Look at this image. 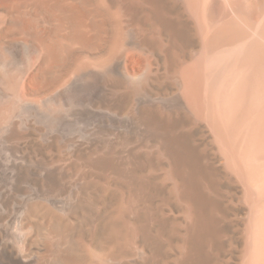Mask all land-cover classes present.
I'll return each instance as SVG.
<instances>
[{
	"label": "bare ground",
	"instance_id": "bare-ground-1",
	"mask_svg": "<svg viewBox=\"0 0 264 264\" xmlns=\"http://www.w3.org/2000/svg\"><path fill=\"white\" fill-rule=\"evenodd\" d=\"M6 1L0 147L59 133L71 169L0 149V264H216L246 202L242 264H264V0Z\"/></svg>",
	"mask_w": 264,
	"mask_h": 264
},
{
	"label": "rangeland",
	"instance_id": "rangeland-1",
	"mask_svg": "<svg viewBox=\"0 0 264 264\" xmlns=\"http://www.w3.org/2000/svg\"><path fill=\"white\" fill-rule=\"evenodd\" d=\"M5 4H8L7 3V1L6 0H0V7H2L3 5H5ZM142 54V53H141ZM141 56H142V58H141ZM145 54H144V56L143 55H140L139 57H138V59L140 60V59H142L141 61H139L138 60V62H140V64L141 65H144L145 64V61H144V59H146L145 58ZM149 56L147 55V58H148ZM150 58V57H149ZM147 60V59H146ZM131 61V60H130ZM130 63V62H129ZM144 63V64H143ZM141 67V66H140ZM30 87H31V89H36V84H35V82H33L32 81V83L30 84ZM115 107V110L117 111V106H114ZM31 128V129H30ZM34 130H33V129ZM37 130V131H36ZM18 129H16L14 132H8L7 134L9 135V139H7V141H6V144H4V146L3 147H0V149L2 150V148H4L3 150H7V151H10L13 155V157H15V156H17V155H20V153H21V155H23V154H25V157L27 158V162L25 163V165L24 166H28V167H31L32 169H33V172L35 173V174H37V175H35V174H33L32 175V178H36V179H38V173L39 172H41L42 171V169H50V167H52V166H55V168H56V170L58 171H64V169H67L66 171H64V173H66V172H68L70 169H71V156H70V154L68 153V152H64L63 153V149L62 148H60V147H58L57 145H56V139L58 138V137H61L60 136V134L58 133V134H55L51 139H49L48 141H45V140H43L42 138H37L39 135H40V133L42 134V129L41 128H39V127H32V126H30L28 129H20L18 132ZM25 131V132H24ZM24 133V134H23ZM17 135H18V138H17ZM56 135H58V136H56ZM20 136H22V137H20ZM37 136V137H36ZM41 136V135H40ZM25 138V139H24ZM29 138V139H28ZM42 139V140H41ZM53 139V140H52ZM60 139H62V137L60 138ZM59 139V140H60ZM9 140V141H8ZM42 142H41V141ZM119 140L120 139H118L116 142H119ZM44 141V142H43ZM9 142V143H8ZM130 143H133V139H131L130 141H129ZM11 143H13V144H11ZM23 143V144H22ZM13 145V146H12ZM54 145V146H53ZM34 146V147H33ZM45 146V147H44ZM13 147V148H12ZM53 147V148H52ZM62 147H64V144H62ZM78 147V149H77V153H79L81 150L80 149H82L83 150V147L81 146H77ZM7 148V149H6ZM15 148V149H14ZM14 149V150H13ZM55 149V150H54ZM58 149V150H57ZM47 151V152H46ZM57 151V152H56ZM59 151H61V152H59ZM17 152V153H16ZM24 152V153H23ZM27 152V153H26ZM35 152V153H34ZM50 152V153H49ZM29 153V154H28ZM56 153V154H55ZM62 153V154H61ZM33 154V155H32ZM36 154V155H35ZM38 155V156H37ZM61 155V156H60ZM62 155H64V156H62ZM40 156V157H39ZM35 157V158H34ZM62 157V158H61ZM31 159V160H30ZM33 159V160H32ZM45 159V160H44ZM64 159V160H63ZM50 160V161H49ZM30 161V162H29ZM222 162H223V160H220L219 161V163L220 164H222ZM36 163H37V165H36ZM46 166H45V165ZM65 164V165H64ZM155 165L153 164V168H150L149 166H145L146 167V173L147 174H149L150 172H149V169L151 170V171H155L154 173H155V175H161L162 174V170H163V166L162 165H159V164H156V168L154 167ZM70 167V168H69ZM162 168V170L160 169V170H158L159 168ZM35 168V169H34ZM69 168V169H68ZM156 170H158V171H156ZM114 170L113 169H111V168H108L106 171H105V175H106V177L109 179V178H111V179H109L110 180V182H116L121 176H120V172L118 171V170H115V172H113ZM117 172H119V176H118V173ZM159 173V174H157V173ZM117 174V175H116ZM114 176V177H113ZM115 176H117V177H115ZM112 178H116V179H113L112 180ZM155 179L156 180H154V183H155V181L156 182H160L159 180H161V176L157 179L156 177H155ZM64 181L65 180H68L67 179V177L66 178H64L63 179ZM158 180V181H157ZM42 182H33V184H36L37 186L38 185H40ZM158 183H156V184H158ZM238 183V185H236ZM245 183V182H244ZM249 184H251V182H248ZM155 184V185H156ZM217 185V186H215V185ZM219 184H221L220 186H219ZM226 184H228V185H226ZM229 184H231V186L229 185ZM232 184H233V186H232ZM234 184H235V186H234ZM204 185H205V190H206V192H207V195L208 196H210V197H213V198H215L216 197V200H219V202L221 201V204L222 203H224V200L226 201V200H229V199H233L234 201H235V204H238V203H240L241 202V196H243V182H210V185L208 184V182H204ZM241 187H240V186ZM157 186V185H156ZM211 186V187H210ZM214 186V187H213ZM219 186V188H217ZM161 187V186H160ZM160 187H158L159 189L158 190H156L157 191V193H160L159 191H164L163 193L161 192V194L163 195V194H165V191H167V193L165 194L166 195V198L165 199H167L168 197L170 198L171 196H168V189L166 190L165 188L163 189V187H162V190H160ZM222 189H221V188ZM233 187V188H232ZM237 188V189H236ZM209 189V190H208ZM221 191H220V190ZM219 190V191H218ZM224 190V191H223ZM216 191V192H215ZM209 192H211V193H209ZM228 192V193H227ZM157 193H156V195H157ZM113 194H115V193H113ZM113 194H111L110 196H112ZM161 194H158V195H160V199H162V197H165V196H162ZM227 194H229V195H227ZM240 195V197H238L239 195ZM170 195V194H169ZM115 195H113L112 197L115 199H113L112 197H110V198H112L113 199V201H112V199H110V201H111V204L110 205H112V204H114V206L112 205V207H110V209H112V210H110V211H114L115 210V208L117 209V207L119 206V194H117L115 197H114ZM225 196V197H224ZM222 197V198H221ZM223 197H224V199H223ZM234 197V198H233ZM236 197H238V198H240V202H239V199L238 198H236ZM227 198V199H226ZM222 199V200H221ZM163 200V199H162ZM112 202H114V203H112ZM160 202V201H159ZM170 202H172L171 200H170ZM169 203V202H168ZM109 205V206H110ZM223 205V204H222ZM242 205H245V207L244 206H242ZM241 205V207H237L235 210H234V208H233V213L232 214H229L230 215V218H234L235 219V217H236V220H237V224L234 226V227H232V229L230 230V231H232V232H230L229 230H227L226 232H225V235H224V237H223V234H222V238H221V236H220V238L221 239H224V241H225V243H224V245L223 246H226L228 249H229V253L227 252V251H224V250H228L226 247L224 248V247H222V248H224V249H221V251L223 250V252H220V253H222V254H220V256L217 258V260L218 261H216V258H215V261H216V264H242L243 263V251H244V255H245V246H246V244H245V240H246V237H245V233L244 234H242V232H246L245 231V229H246V226H247V216H248V214L253 210V208H252V206H251V204H248L247 202H246V204L245 203H243ZM180 208H181V206H178V204H176L175 205V203H174V206L172 207V211H174L173 213H174V215H176V216H178V215H180L182 212H180L181 210H180ZM248 208V209H247ZM238 209V210H237ZM240 209H241V211H240ZM246 209V210H245ZM180 210V211H179ZM117 212V211H116ZM176 212V213H175ZM248 212V213H247ZM180 213V214H179ZM247 214V215H246ZM226 217H227V215H226ZM246 219H245V218ZM229 218V219H230ZM232 218V219H233ZM226 221H228V217H227V219L226 218H224ZM244 219V220H243ZM243 220V221H242ZM243 222V223H242ZM245 222V223H244ZM244 225V226H243ZM242 226V227H241ZM241 227V228H240ZM234 228V229H233ZM236 228V229H235ZM230 232V233H229ZM244 236V239L242 238L243 236ZM228 238V239H227ZM227 244V245H226ZM244 248V249H243ZM224 252H227V253H224ZM222 255V256H221ZM228 257V258H227ZM221 260H220V259ZM228 259V260H227ZM232 260H234V261H232ZM215 261H214V263H215ZM218 262V263H217Z\"/></svg>",
	"mask_w": 264,
	"mask_h": 264
}]
</instances>
